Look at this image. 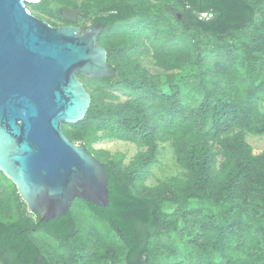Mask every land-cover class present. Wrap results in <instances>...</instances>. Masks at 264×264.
<instances>
[{"label":"trees","instance_id":"16d2710c","mask_svg":"<svg viewBox=\"0 0 264 264\" xmlns=\"http://www.w3.org/2000/svg\"><path fill=\"white\" fill-rule=\"evenodd\" d=\"M175 3L184 10L181 18L174 17L178 28L166 24L163 11L173 15L166 8L157 10L150 0H42L33 5L53 27L56 21L65 22L62 7L102 14L97 24L116 33L102 42L115 76L79 78L133 97L120 104L110 95L111 102L104 103L92 93L85 119L64 124L63 132L73 142L86 144L101 133L146 151L127 167L101 159L109 175V205L79 200L96 220L90 227L71 209L42 223L27 212L14 184L0 172V264H150L149 257L160 247L158 231L177 229L179 220L194 228L191 242L205 259L264 264V150L254 153L246 140V133L264 135V0ZM105 12L110 14L103 16ZM205 13L212 16L202 18ZM129 29L139 35H123ZM202 38L208 40L205 49ZM142 56H151L165 73L194 61L200 69L206 66L210 78L200 83L202 105L193 109L183 104L172 81L170 93L162 94L159 79L142 66ZM209 57L212 62L206 61ZM160 143L174 148L182 171L162 185L147 187L144 181L160 155ZM96 154L108 156L105 151ZM168 203L175 206L171 215ZM14 213L18 218H12Z\"/></svg>","mask_w":264,"mask_h":264},{"label":"water","instance_id":"95a60500","mask_svg":"<svg viewBox=\"0 0 264 264\" xmlns=\"http://www.w3.org/2000/svg\"><path fill=\"white\" fill-rule=\"evenodd\" d=\"M0 0V172L42 223L66 216L74 200L109 205L106 166L63 132L85 119L92 96L79 76H115L99 44L104 24L53 27L26 4ZM166 9L182 15L172 7ZM80 11L59 9L77 24ZM93 18L85 21H92Z\"/></svg>","mask_w":264,"mask_h":264},{"label":"rangeland","instance_id":"374dc122","mask_svg":"<svg viewBox=\"0 0 264 264\" xmlns=\"http://www.w3.org/2000/svg\"><path fill=\"white\" fill-rule=\"evenodd\" d=\"M153 4L157 6V10L165 9L167 6L172 7L175 11L183 12L179 6L176 5L175 0H151ZM28 11L35 16L36 18L43 20L50 24V20L47 17H44L38 14L32 4H26ZM162 13V12H161ZM164 13V22L166 24H172L175 28H178L174 17L169 15L166 11ZM171 14V13H170ZM94 13H83L81 12L78 17L79 27L86 26L91 23V21L85 22L91 18H94ZM173 15V14H172ZM212 14H208L207 17H211ZM53 21V20H52ZM61 23V21H56ZM138 30L132 29L127 30L123 33L126 36H138ZM106 37L102 38V42L105 44L106 39H114L115 34H111V31L108 30L105 32ZM110 34V35H109ZM119 34V32H117ZM106 38V39H105ZM105 39V40H104ZM201 42L204 44L201 49H205L208 40L201 39ZM198 55V54H197ZM207 62H212V59L205 58ZM142 66L148 69L149 73L155 78L159 79V84L161 87L162 94L167 95L170 93V84L168 81H172L173 85L178 87L181 92V101L183 104L189 105L193 109H198L205 99V95L202 92L200 83L205 82L210 78V74L207 71L206 66L203 69H200L199 66L194 62L184 65L182 68L172 72L165 73L162 69L158 68L154 64V60L151 56H142L141 58ZM87 87L90 94H94L99 99H102V102L108 103L111 102L110 95H115L118 97L115 103L126 104L131 97L130 95L116 89L113 86H107L97 82H83ZM104 93V94H103ZM260 108L264 111V105L261 104ZM246 140L248 144L254 149V153L259 154L264 150V135L258 136L250 133H246ZM74 143L77 145L85 146L87 149L91 150L93 156L100 162H111L117 163L120 162L122 166L127 167L132 165L137 159L141 151H146V148H139L136 145L128 142L119 141L117 139H107L104 138L101 133H98L95 137H92L89 142L82 144L80 140H75ZM98 151H105L108 153L106 158L105 155H98ZM103 161H102V160ZM149 175L144 181L147 187H157L162 185L171 179L177 177L181 173V168L178 165L177 155L174 151V148L169 143H160V155L156 159V162L150 165ZM15 186V185H14ZM17 195L18 191H17ZM20 197V196H19ZM21 199V198H20ZM26 205V204H25ZM198 205L204 207L205 209L211 208V205L207 202H199ZM26 210L29 214L28 208ZM72 212L78 217V219L84 223L86 226L92 225L91 222H95L90 214V211L86 205L79 201V199L74 200L71 207ZM175 211V206L172 203H168L166 206V212L168 215H171ZM34 217V216H33ZM13 219L18 218V213L13 214ZM97 224L101 227L106 226L105 222L100 220L97 221ZM194 232V228L191 227L190 230L185 227L183 220H179L177 224V229H161L158 231L159 237L161 239L160 247L154 253L153 257H149L150 264H219V258H215L213 261H209L204 257L200 256L198 247L191 242V237ZM37 237L42 238V240L48 242L49 244H55L54 240L46 237L43 234L37 235ZM118 241H120L117 238ZM122 259H118L121 261Z\"/></svg>","mask_w":264,"mask_h":264},{"label":"flooded vegetation","instance_id":"af4514ba","mask_svg":"<svg viewBox=\"0 0 264 264\" xmlns=\"http://www.w3.org/2000/svg\"><path fill=\"white\" fill-rule=\"evenodd\" d=\"M150 2L153 4V1L150 0ZM111 13H113V12H111ZM94 14H95V15H94V18L92 19L91 23L88 24V25H86V26L79 27L78 23H77V24H73V23H71V22H67V21H65V20L63 19L65 22L58 23V26H57V27L75 26V27H79V28H82V29L87 28L89 25L97 24L96 19L99 18V17L102 15V14L99 15V14H96V13H94ZM109 14H110V12H109V13H108V12H105V13L103 14V16H106V15H109ZM178 17L181 18L180 15H178ZM106 31H107V27L105 26V28L103 29V31L101 32V34H100V36H99V44H100L101 46H104V45L102 44V38L105 37V35H106L105 32H106ZM107 53H108V52H107Z\"/></svg>","mask_w":264,"mask_h":264},{"label":"built area","instance_id":"2783aa9c","mask_svg":"<svg viewBox=\"0 0 264 264\" xmlns=\"http://www.w3.org/2000/svg\"><path fill=\"white\" fill-rule=\"evenodd\" d=\"M202 18H208L206 14H201Z\"/></svg>","mask_w":264,"mask_h":264},{"label":"clouds","instance_id":"9594fccd","mask_svg":"<svg viewBox=\"0 0 264 264\" xmlns=\"http://www.w3.org/2000/svg\"><path fill=\"white\" fill-rule=\"evenodd\" d=\"M206 14V13H205ZM207 15V14H206Z\"/></svg>","mask_w":264,"mask_h":264}]
</instances>
